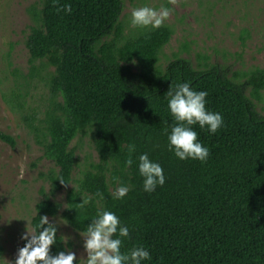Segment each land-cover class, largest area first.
Masks as SVG:
<instances>
[{"label":"trees","instance_id":"1","mask_svg":"<svg viewBox=\"0 0 264 264\" xmlns=\"http://www.w3.org/2000/svg\"><path fill=\"white\" fill-rule=\"evenodd\" d=\"M65 3L72 6L70 14L57 12ZM41 6L27 46L32 61L54 68L50 89L62 97L46 116L43 149L57 167L48 182L53 192L66 191V203L45 196L32 228L41 215L60 214L83 233L97 210L107 209L129 227L122 251L148 248L152 259L144 264H264V116L246 95L248 88L264 90V72L235 83L226 68L196 70L183 58L159 70L171 29L161 26L124 39L122 0H42ZM183 82L207 91L206 108L223 116L224 126L215 134L193 126L210 150L204 163L179 160L167 147L166 130L175 122L165 93ZM87 134L98 162L74 178L78 162L71 145ZM0 140L16 145L1 131ZM129 143L136 152L126 167ZM144 152L166 178L152 193L143 191L135 162ZM120 183L130 190L117 200L113 193ZM82 198L89 199L83 207ZM65 250L57 227L50 253Z\"/></svg>","mask_w":264,"mask_h":264},{"label":"rangeland","instance_id":"2","mask_svg":"<svg viewBox=\"0 0 264 264\" xmlns=\"http://www.w3.org/2000/svg\"><path fill=\"white\" fill-rule=\"evenodd\" d=\"M120 25L123 38L152 29L130 25L134 7L161 5L174 11L162 26L172 37L160 52L157 68L164 70L177 58L194 69L214 65L226 68L235 83H244L254 72H264V0H122ZM42 0H0V131L12 136L16 145L0 140V264H14L25 243L21 234L31 230L36 205L45 196L65 207L66 191L53 192L47 176L57 171L44 156L46 116L62 104L50 89L54 68L45 60L32 61L27 42L38 26ZM246 95L264 116V90H246ZM78 166L74 173L98 162L90 134L71 145ZM71 184L69 188H72ZM60 231L67 250L86 257L84 237L59 214L50 217ZM65 239V240H64Z\"/></svg>","mask_w":264,"mask_h":264},{"label":"clouds","instance_id":"3","mask_svg":"<svg viewBox=\"0 0 264 264\" xmlns=\"http://www.w3.org/2000/svg\"><path fill=\"white\" fill-rule=\"evenodd\" d=\"M61 11L70 14L72 6L65 3L57 8V12ZM173 11L164 5L159 9L147 5L134 7L129 23L137 29L155 30L164 24ZM207 95V91L193 89L189 82L177 83L175 86L171 84L165 93L168 112L175 122L170 125V131L166 130L167 147L179 160L191 159L204 163L209 157L210 150L198 139L194 125H199L201 129L207 128L211 134H215L224 126L222 114L206 108ZM135 152L136 145L129 143L128 155L124 160L126 167L134 163ZM135 162L142 178L144 192L152 193L158 186L164 185L166 178L163 168L158 162L150 159L149 153L139 154ZM60 182L66 183L63 180ZM129 190L128 185L120 183L113 193V198L122 199ZM88 203V198H82L80 205L83 207ZM81 235L84 237L83 248L86 257L77 258L76 253L70 250L52 255L50 246L57 242V227L49 221L48 216L41 215L36 228L21 234L25 243L18 249L14 264H144L152 259L150 251L143 245L134 246L127 251L121 250V238L129 237V227L121 223L113 211L97 210Z\"/></svg>","mask_w":264,"mask_h":264}]
</instances>
